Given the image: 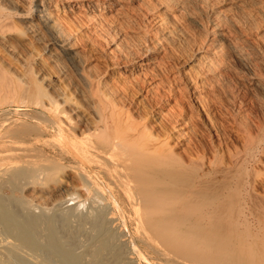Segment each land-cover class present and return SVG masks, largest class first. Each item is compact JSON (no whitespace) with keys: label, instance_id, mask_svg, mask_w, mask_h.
<instances>
[{"label":"bare ground","instance_id":"obj_1","mask_svg":"<svg viewBox=\"0 0 264 264\" xmlns=\"http://www.w3.org/2000/svg\"><path fill=\"white\" fill-rule=\"evenodd\" d=\"M141 36L146 45L126 47ZM173 42L197 72L208 109L234 85V63L264 94V0H0V187L71 173L93 207L107 191L124 195L154 264H264V196L254 187L263 173L252 185L244 168L264 152V125L241 129L244 150L227 167L181 162L154 122L158 69L180 60ZM140 93L149 109L140 107ZM1 200L8 232L38 250L40 227L23 224ZM106 216L113 226L115 213ZM50 248L59 264H85ZM126 252L116 260L141 258L136 246Z\"/></svg>","mask_w":264,"mask_h":264},{"label":"rangeland","instance_id":"obj_2","mask_svg":"<svg viewBox=\"0 0 264 264\" xmlns=\"http://www.w3.org/2000/svg\"><path fill=\"white\" fill-rule=\"evenodd\" d=\"M134 7L139 9L138 4H134ZM240 19L245 21L244 17ZM236 23L238 24V22ZM131 25L134 26V22H131ZM141 37L139 39L127 40L125 42L126 47L137 45L139 42V44L145 43V36ZM141 39L142 42L140 41ZM175 43L173 42L170 44L173 48L176 47L177 51L174 49V56L176 59L180 58L181 62L180 60H174L166 64L167 68L165 67V69H163L164 66H162L163 68L161 67V70L159 68L158 74L161 77H157L155 81L156 84L157 82L159 85L162 84V86L160 85V92H157L159 97L157 99H159L158 101L160 102L159 108L156 110L158 113H155L156 117L154 118L156 132L158 131V135L169 142L168 145L173 154L178 159L180 158L179 160L183 163L191 164L190 161L194 159L196 160L194 161V165L197 167H209V164L212 169L223 168L225 165L227 167L230 164L229 160L231 154L244 150V139L241 129L247 126L253 128L254 132H256L259 125H264V94L260 91H257V93L245 82L246 76L244 77V74L246 73H243L245 70L239 63H234L233 69L239 72L237 74L233 73V78L235 80L234 87L229 86L227 89L225 88L226 91L224 90L221 97L215 98V100L219 98L218 101L214 100L215 106L213 105L211 109H208L205 104H202V100H200V98L206 97L204 95L206 93L201 90L203 87L200 86L201 82L199 76L194 69H191L190 64L186 62L185 56L183 57V50L179 48L180 44L175 46ZM177 44L178 43H176V45ZM144 45H146V43ZM179 50L181 52H178ZM148 69H152V67ZM238 74H242L243 77ZM234 75H238L239 78L245 79L239 80L238 76L235 77ZM193 77H195L194 80ZM189 79H191V82L193 81V84L189 82ZM261 93L263 95H261ZM137 100L141 108H148L149 101L146 100L145 94H138ZM166 125L171 128H167ZM173 127L175 129H173ZM256 155L251 161L250 159L247 161L244 168H247L248 181H250L252 185L254 183L255 172L263 173V177L258 180L254 187L255 191L258 193L261 192L262 194H260L264 196V164L258 163L260 158V160H264V152L261 150L259 153H256ZM206 161L208 163H206ZM201 163H204V165ZM256 163L258 168L255 167ZM259 165L261 166L259 167ZM70 174L71 173H65L55 177L57 181L54 180V177L46 176L44 179L42 176L43 178H39L40 180L37 179L40 184L37 180H34L28 186L18 185L17 187H12L7 185L5 188L0 187V200L2 199L1 201L8 202L7 204L11 206V213L13 212V214H16L17 212L19 215L21 214V216L24 217V221L23 219L21 220L22 223L24 224L26 222L27 226H32V228H35L37 231L39 229L38 227H40L39 233H41V235H39V238L42 245L38 250H34L30 253L29 245L23 243L21 239L17 237L19 235H11L7 230V225L0 220V264H9V261L12 260H15L18 264H56L57 260V264H59L60 260L55 258L56 253L50 248V245L54 244L57 249L56 251L59 252L60 249V252H67L73 256V260H83L85 264H98L100 261H104L103 264L106 262V264H130L133 260L131 264H154L153 258H147L150 255H148V250L145 245L139 241L140 239L137 241V237H140V233H138V229V232L136 231V215L124 195H121V199L115 192L107 191L109 194L102 199V202L99 201L98 204H95L98 206L93 207V200H85L86 202L83 200L85 197L87 199L89 197L81 191L79 179ZM1 178H3V174L0 173V182H2ZM99 183L104 186L107 184L105 181ZM74 195H77V197H73ZM72 199L76 200L73 201ZM112 199L117 200V208L111 204ZM103 200L106 201L107 206ZM20 202H24L25 206L23 204L21 205ZM88 202L93 204L90 205ZM96 210L101 212L102 218L97 219L96 216L99 212ZM110 211L115 213V224H113V226L106 221V214L110 213ZM102 212L104 214H102ZM37 219H39L40 222L36 221ZM101 220L103 222H101ZM130 221H133V223ZM54 224L55 226H53ZM95 227H97V229ZM121 233L123 236H126L127 242H124L125 237H123ZM118 235L119 237H117ZM114 237H117V239ZM112 239H116V242L113 240L115 244L112 243ZM104 243L105 248L104 251L101 252V247L104 246ZM112 245H114V248ZM134 245L141 252V254H139L141 258H139L140 256H138V253H135L132 255V261L127 260V262H125L126 260H116L115 254H117L118 250L119 252L131 251L135 247ZM106 247L111 253L114 249L117 252L114 251V253L111 254L107 251ZM111 247L113 249H111ZM104 258L106 260H104ZM144 259H146L148 263Z\"/></svg>","mask_w":264,"mask_h":264}]
</instances>
